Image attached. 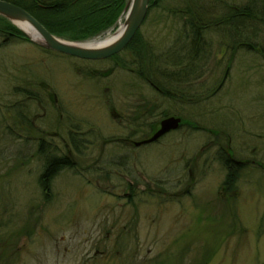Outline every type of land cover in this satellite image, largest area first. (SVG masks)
<instances>
[{
  "label": "rangeland",
  "instance_id": "obj_1",
  "mask_svg": "<svg viewBox=\"0 0 264 264\" xmlns=\"http://www.w3.org/2000/svg\"><path fill=\"white\" fill-rule=\"evenodd\" d=\"M183 3L168 0L148 13L140 30L158 50L168 49L182 29L169 11ZM259 34L256 48L239 46L228 80L213 93L227 58L221 59L220 32L208 31L212 44H205L215 53L202 76H189L190 91L174 104L159 96L163 105L155 112L170 108L194 129L139 148L105 142L134 129L125 117L137 115L139 93H123L131 71L117 69L97 82L34 41L0 47V264H264V31ZM96 65L106 70L112 62ZM45 84L54 86L65 110L51 106ZM16 118L20 128L32 124L28 137ZM71 128L87 137L80 141L83 153L74 151L76 168L55 177L46 198L39 139L62 149ZM135 134L136 140L144 135ZM230 150L242 161L232 189L223 182L228 172L221 159Z\"/></svg>",
  "mask_w": 264,
  "mask_h": 264
},
{
  "label": "trees",
  "instance_id": "obj_2",
  "mask_svg": "<svg viewBox=\"0 0 264 264\" xmlns=\"http://www.w3.org/2000/svg\"><path fill=\"white\" fill-rule=\"evenodd\" d=\"M7 1L28 10L52 33L72 40L84 39L111 27L127 3V0ZM166 1L168 0H150L149 12L154 8H162V4ZM176 1L182 3V0ZM183 4V6L169 11L172 16L179 19L177 21L183 26L180 31L185 35V40L190 42V45H186V53H183V49L180 50L182 53L176 60L177 68L183 67L185 64L187 67L191 66L192 64H189L188 61L190 59L193 61V58H190L193 54H199L198 58H202L204 47L202 44L198 47L196 43L207 36V32L213 27L215 31L220 32V36L223 38L226 36L230 38L229 34L231 30H234L237 35L238 46L241 47L245 46L244 43L247 41L256 47L253 39L258 38L259 33L264 31V0H247L246 2L241 0H232V2L225 0H184ZM164 9L167 10L168 8ZM11 40L30 41L19 27L7 18L0 16V47L5 46ZM167 59L168 56L165 57V61L162 60L161 62L167 65ZM195 64L198 65V63ZM188 69L190 68L188 67ZM190 71L191 73L188 72L189 75L195 70L190 69ZM9 107L12 109L11 106ZM3 117L7 119V116L3 115ZM14 123L19 129L21 122L16 118ZM32 128L22 124L20 129L28 137L27 132H31ZM75 134L74 132L72 134L74 145H69V147L64 145L62 152H58L55 144L45 145V141L39 139L38 153L43 158L41 159L43 163L39 182L46 198L50 195L53 179L59 175L58 173L63 169L74 167V156H70V150L73 148V152L77 151L81 155L83 153ZM232 158L229 155L226 157L225 152L221 155V159L226 162L228 172L223 182L229 189H232L241 173L240 164Z\"/></svg>",
  "mask_w": 264,
  "mask_h": 264
},
{
  "label": "flooded vegetation",
  "instance_id": "obj_3",
  "mask_svg": "<svg viewBox=\"0 0 264 264\" xmlns=\"http://www.w3.org/2000/svg\"><path fill=\"white\" fill-rule=\"evenodd\" d=\"M174 19V23H179L177 20H179L176 16L172 17ZM182 29L179 28L178 35L173 38L174 40L171 42L169 45L168 49H162L158 50V47H155L153 42L148 40L150 37H146L141 30H139L136 35L135 39L136 40H130V43L119 53H116L114 55H111L110 57L107 58H102V59H92V58H82L78 57L75 55H70L67 53L59 52V51H52L48 49H44L46 52H54L56 55H61L65 58H68L69 60L72 61V68L78 75L83 76L85 79L93 78L96 79L97 82L104 80L105 78L111 77L114 72L117 69H122V70H128L133 73L131 74V77L127 76L128 80L124 82L125 90L124 89V97L127 98H132V95L139 93L137 103L135 105V110L133 107V104L129 105L132 108V111L134 114L136 113L137 115H132L126 114L125 119H127L134 127V129L127 133L124 134V136H118L115 138H110L105 140V142L110 143L111 141H119L121 144H125V146H135L137 148L143 147L147 144L151 143H158L160 140L171 134L172 132H175L176 130H180L184 128L185 126H190L192 129H194V124L192 121L184 118L182 115L176 114V113H169L168 111L171 109L166 108L165 111L158 112L159 114H156L158 108L162 106L163 104L160 103L159 96L162 97L163 102H167L171 104H174L175 99L177 97L184 98L188 91H190V80L189 76L191 77L194 73H197L198 76H202L203 71L206 69L205 67L207 66L212 57L214 56V49L208 48L207 45L212 44L211 41H208L205 37L201 38L199 42L196 43V46L200 47L201 44L204 47V51L202 50V58L199 59V54H193V56H190V58H193V61L190 59L188 61L189 64H192L191 66H188L192 71H194L191 75L190 69L186 66V64L180 68H177V62L176 60L179 58L181 55L180 53H186L187 48H186V38L185 35L182 34L180 31ZM209 31H214V27L209 29ZM208 33V32H207ZM183 35V36H182ZM229 37H224L221 38L220 45L226 46V49L224 52L221 54V59L227 58V63H226V71L224 76L222 77L223 79L221 80V83L216 87V90L213 91V93H216L217 91L221 90L223 85L225 84L226 80H228V76L232 70L233 66V61H235L236 54L238 53V42H237V35L236 32L231 30ZM182 39L183 43H180V40ZM203 40V42H202ZM190 45V42H188ZM207 45H206V44ZM180 44V46H179ZM244 45L251 47L252 49L256 48L253 45H249L248 43H244ZM178 51H176V49ZM183 49L182 51H180ZM214 52V53H213ZM226 55V56H225ZM168 56V62L167 65H164L161 61H165V57ZM232 58H230V57ZM103 61H108L109 63L112 62V65L107 68L106 70L102 68L101 66H98L96 64L103 62ZM195 63H198L196 65ZM195 64V65H194ZM194 65V66H193ZM201 69V72H200ZM189 72V73H188ZM147 85L148 87H145ZM54 86L52 84H45L44 89H51V92L53 93ZM49 92V97H51V106H56V108H61V110H65V102L64 99L59 100L58 94L51 93ZM27 97H29L28 90H27ZM136 98V97H135ZM67 102H73L72 100L67 101ZM168 109V110H167ZM112 112H113V106H112ZM114 113H117L115 110ZM122 117V115L117 114ZM175 116L181 118V123L178 128L172 129L157 139L150 141V142H144L145 140L151 138L160 128L162 124V120L167 118ZM140 122L138 126L136 127L135 123ZM142 122V123H141ZM27 127H32V124L27 123ZM73 128H77L76 126H72ZM76 133V138L78 139V143L80 144V141L84 138L87 137H82L84 134L79 133V131L75 129H68V138L66 139V142H64V145L69 147V145H74V142L72 140V134ZM135 133H144L142 134L141 139L136 140V137H140V135H136ZM47 134V133H46ZM135 134V137H134ZM56 136H62L56 131L55 132ZM45 136L40 137V140L45 141V145H48L51 143L45 139ZM64 140V138H62ZM229 141H231V138H229ZM57 146V145H56ZM59 150L58 152H62L63 149H60L57 147ZM79 154H76L73 152V148L70 150V156H74L73 162H74V167L73 168H66L60 171V173L64 172L65 170L69 169H74L76 168L78 164V160L76 159ZM233 157L232 159L234 161H237L238 164L241 166V162L238 159H236L233 156V151L230 150L227 152V156ZM223 164L226 166V162H224V159H222ZM58 173V174H60ZM129 186L131 189L135 187V184L132 182H129ZM188 188H186L184 191H187ZM150 193H155L153 191V188L149 191ZM185 202L180 205V209L184 211L185 208ZM183 206V207H181ZM182 213L179 214V218ZM186 223H183L181 227L185 226Z\"/></svg>",
  "mask_w": 264,
  "mask_h": 264
},
{
  "label": "water",
  "instance_id": "obj_4",
  "mask_svg": "<svg viewBox=\"0 0 264 264\" xmlns=\"http://www.w3.org/2000/svg\"><path fill=\"white\" fill-rule=\"evenodd\" d=\"M150 0H128L125 11H127V17L125 20V29L120 36L111 41L106 46L98 48H86L77 46L74 44L66 43L61 37L51 33L33 14H31L25 8L7 1L0 0V16H3L10 20L13 24L17 25L24 34L32 41L37 42L45 47L65 52L67 54L75 55L82 58H105L109 55L120 52L135 36L138 29H140L144 18H146L149 10ZM19 23H28L31 25L40 35L44 41H38L28 34ZM24 35V36H25ZM181 118L175 116L167 117L162 120L161 128L149 139L144 142H150L164 133L176 129L179 127Z\"/></svg>",
  "mask_w": 264,
  "mask_h": 264
},
{
  "label": "bare ground",
  "instance_id": "obj_5",
  "mask_svg": "<svg viewBox=\"0 0 264 264\" xmlns=\"http://www.w3.org/2000/svg\"><path fill=\"white\" fill-rule=\"evenodd\" d=\"M19 25L36 40L44 41L43 37L38 35L39 33L31 25H28V23H19ZM124 29H125V25H123L119 29V31L115 33L108 31L107 35L97 36L94 38H90L88 40L86 39V40H80V41H71V40H66L63 38L62 39L66 41V43L68 42L70 44H74L77 46L99 49L100 47L106 46L107 44L111 43V41H114L115 39H117Z\"/></svg>",
  "mask_w": 264,
  "mask_h": 264
}]
</instances>
